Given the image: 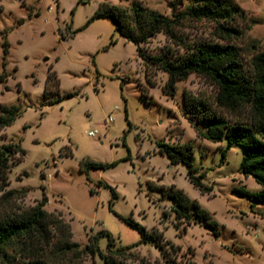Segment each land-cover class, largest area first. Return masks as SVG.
<instances>
[{"label": "rangeland", "instance_id": "rangeland-1", "mask_svg": "<svg viewBox=\"0 0 264 264\" xmlns=\"http://www.w3.org/2000/svg\"><path fill=\"white\" fill-rule=\"evenodd\" d=\"M172 1L0 0V74L3 44L8 45L0 105L23 112L0 130V146L15 143L25 151L22 162L11 165L8 183L0 185V219L38 205L45 196L43 209L62 216L73 242L84 248L90 237L105 230L114 238V248H130L126 264H264V204L240 194L261 190L239 170L244 150L233 146L222 159L225 142L197 137L184 111L183 95L214 108L216 87L192 74L176 84L174 96H167V75L144 64L137 47L115 31L110 19L86 26L102 5L127 11L143 7L171 18L195 2L183 0L174 10ZM233 1L240 9L233 22L238 35L227 39L214 22L203 19L181 21L176 37L184 47L236 46L246 67L254 54L264 51V0ZM141 48L149 55L164 48L183 54L185 49L163 33ZM51 67L59 93L45 97ZM56 89L53 81L50 91ZM109 116L113 121L107 124ZM90 131L94 136H88ZM160 142L191 145L196 175L204 174L201 181L211 190L201 193L193 187L184 165L171 164L158 153ZM86 162L115 166L86 169ZM170 186L195 201L216 228L178 221L159 189ZM116 215L157 229L166 241L164 251L139 244L138 232ZM106 245L107 239H101V252ZM64 264L103 262L85 255Z\"/></svg>", "mask_w": 264, "mask_h": 264}, {"label": "trees", "instance_id": "trees-1", "mask_svg": "<svg viewBox=\"0 0 264 264\" xmlns=\"http://www.w3.org/2000/svg\"><path fill=\"white\" fill-rule=\"evenodd\" d=\"M183 0H173L172 9H176ZM239 7L233 0H195L184 11L173 14L171 18L143 7L130 10L115 6L102 5L87 20L86 26L96 19H110L115 31L137 47L138 56L144 64L156 67L167 75L163 92L174 96L176 84L195 74L208 80L217 89L214 108L205 102H198L192 96L183 95L184 111L189 118L197 137L212 143L225 142L226 152L233 146L245 152L239 170L244 177H251L261 190L257 194L241 191L240 194L264 204V51L254 54L246 63H241L239 50L233 45L200 43L193 47H184L182 40L176 37L175 30L183 20H211L227 39L238 32L233 27L234 13ZM242 14V13H241ZM163 33L177 47L184 49L183 54L175 55L172 48L163 49L159 55H149L141 45ZM112 41L111 44H114ZM8 45L3 44L2 73L0 83L4 82ZM147 75H145V78ZM149 83L148 79L146 78ZM56 82L57 89L50 91V84ZM43 93L46 96L59 93V80L52 67L45 79ZM22 110L15 106L0 105V130L11 126L22 115ZM223 113L225 115H223ZM201 126L203 128H201ZM158 153L166 156L171 164H182L187 169V178L201 193L211 190L202 183L204 174L196 175L198 168L193 166L194 150L191 145L157 144ZM25 151L20 144L9 143L0 146V185L8 183L11 165L22 162ZM72 156V153L67 154ZM115 164L104 165L85 163L86 169H107ZM162 197L171 201L172 212L178 221L187 225L204 224L216 228L209 214L183 191L175 186L161 187ZM113 196L115 193L111 190ZM15 193V191H10ZM46 197L38 205L11 217L0 219V263L6 264H64L79 261L85 255L99 256L103 264H126V250L129 247L114 248V238L105 230L89 238V244L81 248L72 241L71 227L60 214L47 213L43 207ZM118 219L136 230L140 235L139 244H152L163 252L166 242L163 235L152 228L147 230L133 219ZM178 229V224L174 226ZM107 239L106 252H101L99 242ZM174 249L173 245L170 246ZM10 251V252H8ZM195 264V263H190Z\"/></svg>", "mask_w": 264, "mask_h": 264}, {"label": "built area", "instance_id": "built-area-1", "mask_svg": "<svg viewBox=\"0 0 264 264\" xmlns=\"http://www.w3.org/2000/svg\"><path fill=\"white\" fill-rule=\"evenodd\" d=\"M113 121V118L112 117H108V120H107V124H110L111 122ZM94 135V132H88V136H93Z\"/></svg>", "mask_w": 264, "mask_h": 264}, {"label": "crops", "instance_id": "crops-1", "mask_svg": "<svg viewBox=\"0 0 264 264\" xmlns=\"http://www.w3.org/2000/svg\"><path fill=\"white\" fill-rule=\"evenodd\" d=\"M94 136V135H93ZM90 137H92V136H90Z\"/></svg>", "mask_w": 264, "mask_h": 264}]
</instances>
